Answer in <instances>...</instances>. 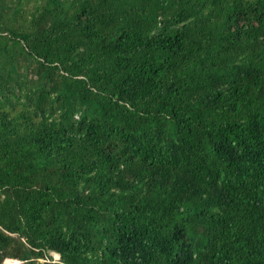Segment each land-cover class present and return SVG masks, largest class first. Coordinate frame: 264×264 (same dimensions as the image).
Returning <instances> with one entry per match:
<instances>
[{
	"label": "trees",
	"instance_id": "obj_1",
	"mask_svg": "<svg viewBox=\"0 0 264 264\" xmlns=\"http://www.w3.org/2000/svg\"><path fill=\"white\" fill-rule=\"evenodd\" d=\"M6 259L264 264V0H0Z\"/></svg>",
	"mask_w": 264,
	"mask_h": 264
},
{
	"label": "rangeland",
	"instance_id": "obj_2",
	"mask_svg": "<svg viewBox=\"0 0 264 264\" xmlns=\"http://www.w3.org/2000/svg\"><path fill=\"white\" fill-rule=\"evenodd\" d=\"M50 255L52 256V258H53L54 260H58V259H59V258H58V255L55 256V254L52 253V252L50 253ZM41 261H43V260L41 259ZM4 264H20V262L17 261V260L6 259V260L4 261Z\"/></svg>",
	"mask_w": 264,
	"mask_h": 264
},
{
	"label": "water",
	"instance_id": "obj_3",
	"mask_svg": "<svg viewBox=\"0 0 264 264\" xmlns=\"http://www.w3.org/2000/svg\"><path fill=\"white\" fill-rule=\"evenodd\" d=\"M55 254V253H54ZM58 255V254H57ZM58 258H59V255H58Z\"/></svg>",
	"mask_w": 264,
	"mask_h": 264
},
{
	"label": "clouds",
	"instance_id": "obj_4",
	"mask_svg": "<svg viewBox=\"0 0 264 264\" xmlns=\"http://www.w3.org/2000/svg\"><path fill=\"white\" fill-rule=\"evenodd\" d=\"M56 254V253H55Z\"/></svg>",
	"mask_w": 264,
	"mask_h": 264
}]
</instances>
